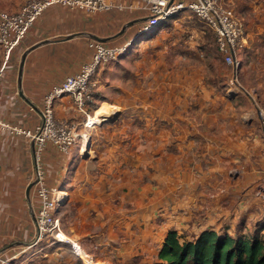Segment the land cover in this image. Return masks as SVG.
I'll return each instance as SVG.
<instances>
[{
	"label": "crops",
	"instance_id": "crops-1",
	"mask_svg": "<svg viewBox=\"0 0 264 264\" xmlns=\"http://www.w3.org/2000/svg\"><path fill=\"white\" fill-rule=\"evenodd\" d=\"M26 1L0 0V11L18 12ZM107 1L124 9L87 14L53 6L37 19L9 61L0 46L1 121L34 130L42 122L45 97L91 61L89 44L94 40L67 37L85 33L109 38L133 21L137 23L122 37L105 44L124 45L140 34L147 18L144 0ZM262 6L264 0H254L250 8L263 12ZM187 12L169 18L128 56L99 70L98 105L122 107L113 121L90 129L87 115L96 110L79 111L70 95L55 101L56 117L71 121L85 135L69 154L47 144L42 155L47 187L66 193L57 216L61 240L67 242L28 245L35 238L39 209L35 187L30 197L27 194L35 179L34 147L24 135L0 130V259L10 264H83L74 243L93 260L97 256L118 264H154L170 230L190 238L206 229L235 236L249 235L255 225L252 233L264 235V131L257 104L255 108L252 100L253 106L238 92L229 93L240 89L221 80L214 33ZM247 14L250 17L243 16L249 30L252 16ZM257 27L263 31L260 23ZM262 34L249 31L243 49L252 50ZM46 40L51 42L27 54L20 84L24 54ZM245 57L241 51L242 66ZM198 59L202 64L193 65ZM147 63L169 75L163 86L170 97H160V88V98L145 97L141 75ZM198 73L209 83H202ZM119 75L127 85L135 77V87L142 92L134 96V87L132 92L122 87V97L108 99L106 88ZM190 101L200 109L209 107L196 124L176 113L169 117V130L144 129L147 105L161 115L157 107L162 104L183 107Z\"/></svg>",
	"mask_w": 264,
	"mask_h": 264
},
{
	"label": "built area",
	"instance_id": "built-area-1",
	"mask_svg": "<svg viewBox=\"0 0 264 264\" xmlns=\"http://www.w3.org/2000/svg\"><path fill=\"white\" fill-rule=\"evenodd\" d=\"M53 6L80 10L87 14L124 9L122 5L110 3L107 0H28L18 12L0 11V46L3 48L6 62L22 43L37 19ZM142 9L149 20L140 34L131 41L119 46H109L97 41L90 42V48L93 49L91 61L83 65L78 72L68 76L60 85L55 86L45 97L41 110L42 122L34 130L14 127L0 120V130L24 135L33 143L34 181H36L35 190L39 200V209L35 214V240L32 246L46 237H51L58 242H67L66 239L61 240L58 237L61 226L57 216L65 195H62L61 189L47 187L42 160L43 152L47 144H51L60 153L69 154L78 139L85 138V135L79 134L77 125L69 120L56 117L55 101L65 95H70L76 108L87 114L92 109V104L95 103L94 95L99 86L96 75L99 70L107 64L118 62L135 50L143 35L159 30L165 20L172 18L180 11H192L214 33L218 52L225 64L233 70L231 84L250 96L256 94L255 90H249L241 84L238 74L242 67L240 52L244 48L245 17L236 13L224 0H194L189 4L175 0H144ZM3 72L4 67L0 69V79ZM258 114L264 131V109L258 107ZM89 117L87 115L85 123L87 127H90L88 126ZM71 244L74 252L81 258L74 243ZM0 264L10 263L8 260L0 259Z\"/></svg>",
	"mask_w": 264,
	"mask_h": 264
},
{
	"label": "rangeland",
	"instance_id": "rangeland-1",
	"mask_svg": "<svg viewBox=\"0 0 264 264\" xmlns=\"http://www.w3.org/2000/svg\"><path fill=\"white\" fill-rule=\"evenodd\" d=\"M224 1L228 5H230L235 10L236 13H238L240 15L242 14V16L244 14L247 17H250V15L247 14V13L251 14V16H252L251 19H250L251 20V24L249 25V30H247V24H246V32L244 34V40H245V37L247 38V33L249 31H251L252 33H255L256 35H259L262 32L264 33V6H262L260 8V10L263 11V12H256L254 10H251V8H250V5L252 4V1H254V0H244V2H241V1L238 2V0H224ZM238 6L241 7V9H238ZM245 6H247L246 9H244ZM183 11H188L187 14L189 16L191 15L192 18H198L190 10H183ZM183 11H180L179 13H181ZM189 12H190V14H189ZM246 18H245V20H246ZM250 20H248V22H250ZM246 23H247V20H246ZM259 23L263 27V31H260L259 27H257L259 25ZM153 33L154 32L147 33L146 35H143V38H145V37L148 38V37L152 36ZM259 37L260 38L256 39L257 43H255V45L252 46V48H251L252 50H248V49H243L242 50V53L246 54V57H245V60L243 61V66L238 71L241 84L245 88H247L249 90H252V89L255 90V88H256L257 89V90H255L256 94L254 96H250V95H248V94L243 92L246 95L245 96V95L241 94V92H240L241 90L240 91L232 90L229 93L238 92L239 93L238 96L242 97V99H246V101H248V103L250 102V104L252 106H253V103H254L255 108H256V104H257V107H261V108L264 109V34H262ZM214 49L218 50L217 49L216 40H215V48ZM250 52H252L253 54H250ZM128 55L129 54H127L126 56H128ZM124 58H125V56H124ZM122 59H123V57L119 61H121ZM217 61H218V64L220 66H222L221 69H220V73L221 74L219 73V75H223L221 77V80L223 79V81H224L226 79V82L230 83V85H228V84L227 85L230 86L231 88H234L235 86L233 84H231V80L233 78V70L229 66H227L225 64L224 59L222 60L221 56L219 57V60H217ZM200 62H202V61L200 59H198V60L193 61L192 64L193 65L194 64H200ZM203 62H204V59H203ZM143 70L146 71L145 74L141 75L142 76V84L144 85L145 97H148L150 99H153V98L157 99L159 97V96L157 97V89L158 88H160V92H161L160 97H162V98L170 97L169 95L166 94L167 91L165 90V88L163 86V84L165 82H168L169 75L167 73H165V72H162V74H160V72H158L157 69L152 70V68H150V65L148 63L144 66ZM196 76L198 78H201V82L202 83L208 81V79L205 80V79L202 78L201 73H198ZM134 78L132 79V77H131V81L134 84V86H133V84L127 85V84L123 83L122 76H120V75L116 76L115 77V81H114V85L106 88V91H107L106 95L108 96V99H111V97L115 98L116 96L119 97V98L122 97V93H123L122 87L128 88L129 92H132L133 91L132 87H134L135 88L134 89L135 92L132 95L136 96L137 95L136 93H138L139 88L135 87V82H134L135 79ZM151 83H154V85L157 88L154 87V86H151L150 85ZM208 83H209V81H208ZM200 85L203 86L201 83H200ZM227 85L225 86L226 88H227ZM103 87H104V90H105V86L104 85H103ZM251 87H254V88H251ZM154 88L156 89L155 95H154V92H153ZM98 90H99V87L97 89V92H98ZM140 92H142V90H139V93ZM221 93H222V91H221ZM251 100L253 101V103H252ZM191 102L192 101L189 102L190 103L189 105H186V106H183V107L174 106L173 103H171L170 105L169 104H162V105H160V107H157L158 110H161V115L159 114V112H157L155 110V106H148L147 105L144 114H146L148 116L146 118L147 119L146 122L144 123V129L146 131L149 130V131H154V132L159 130V129L163 130V132L165 130H169L170 129L169 117L172 114H176V113L178 115H181L185 119L186 118L189 119L190 121H192L193 124H196V122L199 121L198 120L199 117L201 118L202 115H204L205 113L208 112V108L209 107L204 106V107H201L202 109H200L199 106H196L195 104H192ZM104 105H106L105 108H104ZM99 109L103 110L102 114H104L105 111H107L108 114L110 115V116L107 115L109 117L108 119H110V120L108 121V119L106 117L107 121L102 122V123L101 122L100 123H95L94 125L89 127L90 129L94 128V127H97L98 125L101 126L103 123L110 122L111 120L115 119V117H116V115L118 113L117 111H121L122 107H119V106H114L113 107L112 105H110V103H102V104H100L98 106L96 111H94L90 115L91 116L90 118H95ZM154 110H155V113H154ZM199 113H200V115H199ZM258 117H259V114H258ZM161 118H162V122L160 121ZM184 118H182L183 122H184ZM257 122H258V120H257ZM158 124H160V125H158ZM181 125H183L185 127L184 124H181ZM65 196H66V193H65ZM255 227L256 226L253 225L251 228L248 229L249 235L253 234L252 232H253ZM182 235H187V234L182 232ZM58 237H59V239H61V234L60 233H59ZM85 255H88V254L84 252V255H81V259L83 260V264H86V262L84 261V257H83ZM95 259L96 260H93V259L92 260L95 263H97V264H118L117 262L113 263L112 260L110 261L109 259H106L104 257L102 258V257L95 256Z\"/></svg>",
	"mask_w": 264,
	"mask_h": 264
},
{
	"label": "trees",
	"instance_id": "trees-1",
	"mask_svg": "<svg viewBox=\"0 0 264 264\" xmlns=\"http://www.w3.org/2000/svg\"><path fill=\"white\" fill-rule=\"evenodd\" d=\"M167 20L162 23L163 26ZM94 98L95 103L92 104V110H96L99 106L100 97L97 92ZM34 240L28 245H32ZM40 242L54 244L58 241L46 237ZM79 259L83 263L80 257ZM154 264H264V235L257 232L252 235L232 236L228 232L221 234L214 229H206L199 236L190 238L179 234L177 230H170L159 251L157 262Z\"/></svg>",
	"mask_w": 264,
	"mask_h": 264
},
{
	"label": "water",
	"instance_id": "water-1",
	"mask_svg": "<svg viewBox=\"0 0 264 264\" xmlns=\"http://www.w3.org/2000/svg\"><path fill=\"white\" fill-rule=\"evenodd\" d=\"M148 20H149V17L143 19L142 21H145V22H146V21H148ZM136 23H137L136 21H133V22L127 23V24L122 28V30H121L118 34L114 35L113 37H109V38H99V37H96V36H94V35H89V34H85V33H80V34H76V35L69 36V37H67L66 39H72V38H75V37H78V36H88L89 38L93 39L94 41L101 42V43H107V42H110V41H112V40H114V39H117V38H119V37H122V36L126 33L127 29L130 28L131 26H133V25L136 24ZM49 42H51V41H48V40H46V41H42L41 43H39V44H37V45L31 47L30 49H28V50L26 51V53L24 54V56H23V58H22V61H21V67H20V73H19V82H20V84H21V82H22L23 67H24V63H25V59H26L27 54H28L29 52H31L32 50H34L35 48H37V47H39V46H41V45H43V44H47V43H49ZM20 93H21L22 96H24L22 90H20ZM113 120H114V119H113ZM113 120H111V121H113ZM35 185H36V181H33V182L29 185V187H28V189H27L28 197H30V191H31L32 188L35 187ZM34 219H35V216H34Z\"/></svg>",
	"mask_w": 264,
	"mask_h": 264
},
{
	"label": "bare ground",
	"instance_id": "bare-ground-1",
	"mask_svg": "<svg viewBox=\"0 0 264 264\" xmlns=\"http://www.w3.org/2000/svg\"><path fill=\"white\" fill-rule=\"evenodd\" d=\"M106 107V105H104V108ZM102 111L103 110H101V109H99L98 110V112H97V114H96V117L95 118H89V120H88V126H92V125H94L95 123H102V122H105V121H107V119L109 118L107 115H109L108 114V112L107 111H105V113L104 114H102ZM110 116V115H109ZM106 117H107V119H106ZM110 119H108V121H109ZM62 195H65V193L63 192V194ZM60 233V232H59ZM59 235V234H58ZM75 245V247H76V251L79 253V255L81 256V255H84V252L82 251V250H80V248L76 245V244H74ZM84 257V261L86 262V264H97V263H95L93 260H92V258L89 256V255H85V256H83Z\"/></svg>",
	"mask_w": 264,
	"mask_h": 264
}]
</instances>
